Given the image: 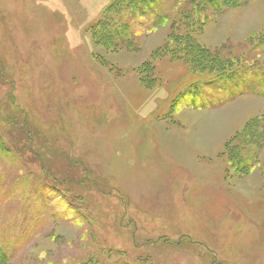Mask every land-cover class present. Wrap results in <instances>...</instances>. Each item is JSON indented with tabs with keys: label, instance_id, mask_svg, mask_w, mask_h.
Returning a JSON list of instances; mask_svg holds the SVG:
<instances>
[{
	"label": "rangeland",
	"instance_id": "1",
	"mask_svg": "<svg viewBox=\"0 0 264 264\" xmlns=\"http://www.w3.org/2000/svg\"><path fill=\"white\" fill-rule=\"evenodd\" d=\"M115 1L0 0V264H264V0Z\"/></svg>",
	"mask_w": 264,
	"mask_h": 264
},
{
	"label": "trees",
	"instance_id": "2",
	"mask_svg": "<svg viewBox=\"0 0 264 264\" xmlns=\"http://www.w3.org/2000/svg\"><path fill=\"white\" fill-rule=\"evenodd\" d=\"M156 3L158 4L161 2L160 0H116L112 7L113 13L108 16L109 18L107 17L106 19L102 20L104 30H102L101 32H105V34L107 33L108 36L107 38H105L113 45L116 42L118 43L128 41L126 40V38L131 37V35H129L130 24H120L121 18L118 16V14L120 15L121 12H128L130 10H133V12H136V15H138L146 10L151 11L152 8L157 5ZM114 19H116L115 21H117L118 24L114 23Z\"/></svg>",
	"mask_w": 264,
	"mask_h": 264
}]
</instances>
